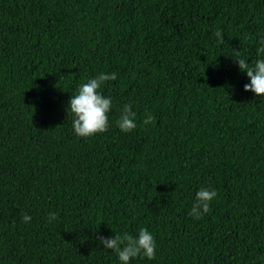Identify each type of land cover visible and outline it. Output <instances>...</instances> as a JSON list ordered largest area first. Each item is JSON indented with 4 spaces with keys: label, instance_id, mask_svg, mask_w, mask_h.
<instances>
[{
    "label": "trees",
    "instance_id": "16d2710c",
    "mask_svg": "<svg viewBox=\"0 0 264 264\" xmlns=\"http://www.w3.org/2000/svg\"><path fill=\"white\" fill-rule=\"evenodd\" d=\"M261 39L264 0H0V264H121L99 237L140 228L156 258L130 264H264V97L232 59ZM101 72L108 130L77 137L71 95Z\"/></svg>",
    "mask_w": 264,
    "mask_h": 264
},
{
    "label": "clouds",
    "instance_id": "9594fccd",
    "mask_svg": "<svg viewBox=\"0 0 264 264\" xmlns=\"http://www.w3.org/2000/svg\"><path fill=\"white\" fill-rule=\"evenodd\" d=\"M214 36L224 42L221 31H216ZM258 56L264 57V39L259 41ZM234 62L238 64L241 73H246L250 83L244 85V91L254 93L257 97H264V58H259L251 63L244 58L241 50L233 49ZM117 80L116 73H99L96 77L78 86L76 94L71 95L68 107L73 120V130L77 137L89 138L107 132L109 127V113L112 110V98L105 96L101 89L109 81ZM137 114L133 111L131 103L123 106L116 125L122 133H131L137 128ZM151 113L145 114L144 125L154 122ZM218 193L209 188H200L188 215L196 220L202 219L210 212L211 202L217 198ZM56 213L48 214V222L56 220ZM32 217L27 213L22 215L23 223H30ZM105 249L113 250L121 264H130L137 257L148 260L156 258V241L154 236L146 229L140 228L138 235L133 236L128 232L115 233L114 238L99 237Z\"/></svg>",
    "mask_w": 264,
    "mask_h": 264
}]
</instances>
